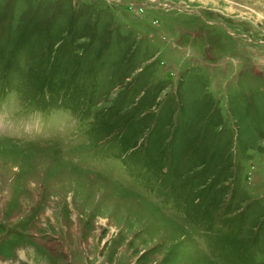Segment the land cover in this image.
Returning <instances> with one entry per match:
<instances>
[{
    "label": "rangeland",
    "instance_id": "rangeland-1",
    "mask_svg": "<svg viewBox=\"0 0 264 264\" xmlns=\"http://www.w3.org/2000/svg\"><path fill=\"white\" fill-rule=\"evenodd\" d=\"M0 264H264V0H0Z\"/></svg>",
    "mask_w": 264,
    "mask_h": 264
}]
</instances>
